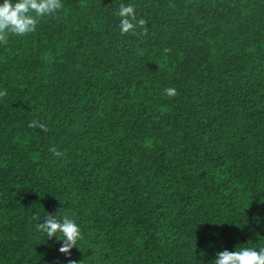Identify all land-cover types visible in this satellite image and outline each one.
Listing matches in <instances>:
<instances>
[{
  "label": "trees",
  "instance_id": "16d2710c",
  "mask_svg": "<svg viewBox=\"0 0 264 264\" xmlns=\"http://www.w3.org/2000/svg\"><path fill=\"white\" fill-rule=\"evenodd\" d=\"M61 2L0 43V264L264 247V0ZM121 4L146 35L121 34ZM57 212L82 233L71 257L37 229Z\"/></svg>",
  "mask_w": 264,
  "mask_h": 264
},
{
  "label": "clouds",
  "instance_id": "9594fccd",
  "mask_svg": "<svg viewBox=\"0 0 264 264\" xmlns=\"http://www.w3.org/2000/svg\"><path fill=\"white\" fill-rule=\"evenodd\" d=\"M63 7L61 0H3L0 3V43H7L9 33L13 35H27L36 30L41 18L50 16L58 12ZM120 17L121 34L131 33L133 35H146L148 33L147 21L136 17L134 6L121 4L116 13ZM137 28L141 32H137ZM168 53L167 47L163 50ZM169 97L178 95L174 87L164 90ZM7 95L6 90H0V97ZM29 127L39 128L45 132L49 131L47 124L33 120L29 122ZM54 156L63 155L55 145L49 148ZM56 215L46 213L43 222L37 224L39 232L46 234L48 239L56 237L61 240L59 252L66 257H71V249L78 245L82 239V233L76 221L67 215L58 219ZM67 264H78L76 260L68 259ZM213 264H264V247H240L234 251L224 249L216 253Z\"/></svg>",
  "mask_w": 264,
  "mask_h": 264
}]
</instances>
